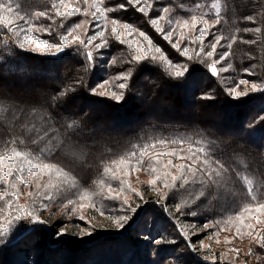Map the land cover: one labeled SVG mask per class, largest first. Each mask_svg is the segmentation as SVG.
I'll list each match as a JSON object with an SVG mask.
<instances>
[{"label": "snow or ice", "instance_id": "6c2138e0", "mask_svg": "<svg viewBox=\"0 0 264 264\" xmlns=\"http://www.w3.org/2000/svg\"><path fill=\"white\" fill-rule=\"evenodd\" d=\"M36 2L0 0V186L3 187L0 202H4L0 207V247H7L29 228L46 225L41 213L49 209L50 203L44 201L60 200L62 207L70 209L71 214L77 207L84 208L85 202L87 206L95 207L93 198L105 191V198L118 201V208L123 213L115 222L117 232L122 235L134 231L135 242L152 245L158 256L167 249L164 246L170 245L177 248L183 245L191 253H197L200 248L210 251V245L201 242L198 246L192 237L222 224L239 222L244 225L245 218L261 223L259 217L264 215V202L261 201L264 197L261 190L264 188V179H261L264 177V143L257 144L250 137L264 133V105L247 125L248 143L256 145L261 154L257 169L250 168L245 161V156L250 154L249 147L222 139L224 132L214 134L207 130L203 126L206 121L180 116L172 118L161 109L165 107V90L172 88L182 90V98L192 104L194 113L201 106L200 102L214 101L217 89L204 86L205 77L218 81L219 90L229 98L228 105L233 108L253 103L249 98L254 94H259L255 99L264 98V39L261 35L264 33V0H251L250 4L243 5L252 10L239 17L244 27L231 33L218 28L222 21L227 23L230 12L235 15L241 7L231 0H212L202 14L195 10L203 9L205 5L196 3L194 8L187 9L195 14L186 18L175 15L177 9L186 8L184 3L154 8L153 0H123L113 6H106L105 0H91V3L89 0H50L49 6V0H43L40 8L35 7ZM129 11L141 14L144 21L175 49L180 59L175 62L170 59L132 22L108 16L109 13ZM210 14L214 17L211 21ZM75 16L91 19L67 24L69 18ZM41 20L49 23H38ZM101 20L103 28L98 23ZM161 21H166L167 30ZM90 29L91 35L88 34ZM185 29L191 35L186 34ZM133 33L142 37L146 44L127 41L126 37ZM240 33H251L255 38H245ZM42 35L51 39L41 38ZM209 36L212 39L205 43ZM113 39L120 44L127 43L130 50L112 56L103 66L112 67L119 62L122 67L110 78L90 86L86 74L101 66L99 61L104 51L111 48L110 40ZM238 42L255 46L245 52L247 66L235 76L221 77L230 69L236 73L231 62L226 66L218 65L228 60L233 45ZM133 44L137 46L133 48ZM218 47L226 50L218 51ZM21 53L51 57L52 60L40 63L56 64L66 75L61 76L53 87L48 83L51 77L47 69L27 64V57L19 58ZM157 69L162 73L163 86L152 79ZM142 77L149 86L147 92L139 87ZM80 95L85 99L95 97L90 100L92 105H105L106 100L111 101L105 106L115 113L130 104L142 109L136 123L135 142L128 141L127 150H124L122 140L128 135L127 130L100 123L99 118L83 108L79 112L70 111L69 105ZM203 106L210 105L204 103ZM157 166L165 171L148 182L157 194L155 201H146L142 192L122 179L141 170L155 174ZM85 175L96 176L92 180L96 191L82 186ZM44 177H47L43 184L47 195L41 201L32 199L27 205L18 203L22 193L17 185L29 186L35 182L39 189L38 181ZM113 181L119 186H114ZM158 182L162 187H156ZM237 185L241 186L240 191ZM126 188L127 193L134 194L140 203L130 201ZM27 195L31 197L32 193ZM177 196L179 202L174 210H170L169 201ZM150 204L158 207L172 223L175 235H165L164 231L153 235L151 230H143L148 227L147 214L153 211ZM236 204H239V211L197 227L196 218L204 210L209 213L226 211ZM182 217L193 220L185 227ZM245 227L249 229L247 235L264 250V235L251 223ZM237 233L241 234L240 229ZM48 234L53 242H60L67 233L62 229ZM85 235L91 236L92 230ZM231 251L239 255V249ZM248 254L252 255V249ZM183 256L181 253L176 259L182 260ZM204 259L209 260V257L206 255ZM257 260H264V256H257ZM161 261L157 259L155 264H161ZM210 264H217L216 259L212 258Z\"/></svg>", "mask_w": 264, "mask_h": 264}, {"label": "trees", "instance_id": "16d2710c", "mask_svg": "<svg viewBox=\"0 0 264 264\" xmlns=\"http://www.w3.org/2000/svg\"><path fill=\"white\" fill-rule=\"evenodd\" d=\"M123 2V0H105L106 6H113L117 3ZM212 2V0H160V3L157 4L156 0H153L154 8H159L161 6H175V3H184L186 6H194L196 3H201L204 5H208ZM233 4L241 5V7L237 8L236 14L233 15L231 12L227 15V23L221 22V25L218 26V28L223 31L224 33H231L234 32L236 28H243L244 24L240 23L239 17L243 14H248L252 9L245 7L243 5L250 4L251 0H231ZM89 3H91V0H89ZM49 6H50V0H49ZM35 7H43V0H37ZM34 10V9H33ZM150 15H155V13H150ZM175 15L182 16V17H188L189 15L182 12L180 9H177ZM109 18H112L113 16H118L123 21H129L132 22L135 27H138L141 31H144L150 39L153 41V43L157 46H159L164 53L172 59L174 62L178 59H180L179 54L175 51V49H171L170 44L167 41H164L162 39V35L158 34L155 29L149 25L147 22L144 21L141 14H137L135 12L129 11V12H120V13H109ZM91 17L89 16H75L69 18L67 21V24L74 25L77 22H80L81 20H90ZM210 21L214 19V17L209 16ZM38 23H49L48 21L41 20ZM57 23H59V19L57 20ZM98 23L101 24V27L103 28L104 22L98 21ZM161 25L165 27V30H167L168 26L166 24V21H161ZM88 25H85V28H87ZM110 27V25H109ZM100 30V29H96ZM81 33H83L84 29L82 28ZM212 31L216 32L218 35L220 34V31L217 29H213ZM185 33L191 35L188 33V30L185 29ZM89 35L92 34L91 29L89 30ZM107 34V33H106ZM240 35H244L245 38H255L253 34L248 33H240ZM262 39H264V33L261 34ZM41 38L51 39V37L43 36ZM124 38V37H122ZM175 38V35H174ZM86 39V37H85ZM127 41H138L141 44H146L145 41H143V38L140 37L137 33H133L131 36L126 37ZM212 39V37L210 38ZM209 39V40H210ZM99 42V41H97ZM208 40L205 41L207 43ZM223 43V41H222ZM111 48L109 50L104 51L103 58L99 61V64L101 66L96 67L91 73L86 74V79L89 82L90 86H94L97 83H100L103 79L110 78L111 76L115 75L120 69L121 65L119 62L117 65L112 67H104L106 61L110 60L112 56H120L121 54H126L130 49L128 44H120L119 42L113 40H110ZM137 45L133 44L132 47L135 48ZM250 47L255 49V46H249L244 45L242 43H237L233 45L232 48V55L228 58V60L222 62V65L220 66H226L227 63L231 62L233 64V68L236 69V73H233L230 69L226 73H222L221 77H227V76H235L237 73H239L240 69L242 67L247 66V59L245 57V52H247ZM207 50V49H206ZM226 49H220L218 47V51H223ZM256 54L258 56L259 60V51L256 49ZM24 57H27V60L25 61L29 65H35L42 69H47V74L51 77V79L48 81L49 84H51L53 87L56 86L59 82V78L61 76H65L66 72H63L60 69V66L56 64H42L41 61H48L52 60L51 57L46 56H33L30 53H21L20 59H23ZM243 61V62H242ZM152 79H155L158 83L163 82L162 73L159 71V69L156 70V72L153 74ZM249 79H255V77H250ZM203 85L208 86L210 85L212 88L217 89V98L212 102H200L201 106L196 109V113L193 112V106L192 104L184 100L182 90L179 88H172V89H166L165 90V107L161 109V111L168 115L169 117L175 118V117H183L186 119H192L197 118L202 121H206L207 123L203 126L207 128V130L213 132L214 134L218 133V131L226 133L223 138H226L228 140L232 141H238L242 146H246L250 148V154H247L245 156V161L249 165L250 168L257 169L260 167V152L256 145L248 143L249 137H248V130L247 125L248 122L251 121L257 112L259 111L260 107L264 105V98L262 99H255L256 96L259 94H254L253 97H250L249 99L253 100V103L243 105L240 108H233L232 106L228 105L229 98L219 90L220 85L217 80H213L210 77H205L203 79ZM163 86V83H162ZM109 87V86H106ZM139 87L147 92L149 91V86H147L144 82L143 77L141 78V84ZM91 99H96L95 97L91 98H84L83 95L78 96L72 104L69 105L70 111L79 112L81 108L90 115H93L94 117L99 118L98 122L103 123L105 125L112 124L113 127L119 129V130H127L128 135L123 137L122 143L124 144V150H127V142L134 140V133L136 129L138 128V124H136L139 120L140 111H143L142 109H139L137 105L130 104L127 106L126 109L121 111L120 113L113 112L112 108L106 107L105 105L112 103L111 101L106 100L105 105L103 104H96L92 105L90 103ZM208 103L210 106L204 107L203 104ZM218 110V112H217ZM219 114H226L224 120H216L217 116ZM169 128L172 127V125L168 126ZM252 140L255 141L257 144L264 143V133H256L255 135H252L250 137ZM179 163L180 161H174ZM147 166V161L145 163V167ZM242 167V166H241ZM158 172L157 173H151V171H137L133 174H130L127 177H122V179H126L128 183L131 185L132 188H136L140 192L143 193L144 199L146 201H155L156 199V192L153 190V187L147 183V182H137L134 184L132 182V179L134 177H142L143 179H155V176L157 174L162 173L165 171L160 166H157ZM173 174H175V170H173ZM28 179H32L30 177H26ZM96 176H87L85 175L83 179L81 180V184L84 188H87L89 191H96L95 185L92 184V180L95 179ZM261 179H264V177H261ZM47 181V177H44L43 180L38 181L41 184V188L37 189L35 187V182L29 186H24L22 184H18V190L20 193H22L21 196H27V201L24 202L21 200V197L18 201V203L22 205H27L31 202L32 199H36L37 201H41L43 199L44 195H47V190L43 188V184ZM144 181V180H143ZM114 186H119L117 181L112 182ZM156 187H162L161 184L158 182ZM21 188V189H20ZM237 190H241V186L237 185ZM264 191V188L261 189ZM0 191H3V187L0 186ZM127 193V188L125 189ZM164 191H167V189H164ZM31 192L32 196L29 197L27 194ZM129 197H132L133 199L139 201V199L134 197V194L127 193ZM150 194H154L153 197L150 196ZM107 193L103 195L95 196L93 199L96 202V206H86L84 208L77 207L76 211L74 213L69 214L70 209H65L62 207V204L60 200H57L55 202H48L44 201L46 203H50V207L47 211H44L41 213L43 219L47 222L46 225H49L48 218L46 217V213L50 210H54V212H62V209H65L64 211V217L72 220H76L77 218H80L81 216H89L92 219H95V216L101 215L103 212L104 216H110L115 217L116 210L118 208V201H113L106 199ZM10 198V197H9ZM180 197L177 196L174 199H170L169 201V209L174 210L175 204L179 202ZM261 201L264 202V197L261 198ZM140 202V201H139ZM250 202V201H245ZM4 202H0V207H3ZM149 208L155 209L154 212H149L147 214V220H148V227L146 229H143L145 231L151 230L153 232V235H155L157 232L164 231V234L167 235L169 233L175 235V229L173 228V225L167 217L162 213V211L155 207L154 204H150ZM239 211V204L233 205V207L228 208L225 210H213V212L209 213L207 210H204V212L196 218L197 220H200L202 217L206 218V221H210L213 219H222L226 218L229 215H232L234 212ZM156 214L155 223L150 222V219ZM52 214L49 215V217ZM248 220V218H246ZM186 221H192L193 218H181L182 223L185 225ZM217 227H223L222 225H219ZM133 228L135 229L136 226L134 225ZM33 230H44L43 225H37L32 229L31 232H29L25 237H27L29 234H34L33 238L36 237V231ZM35 232V233H34ZM47 230L45 228L44 233H46ZM43 233V234H44ZM43 234H39L38 241L41 242L42 246H44L45 240L43 238ZM47 235V234H46ZM171 238V237H169ZM178 238V237H177ZM193 241L195 239L192 237ZM135 232L130 230L129 232H124L122 235H116L112 233H102L99 235V237H95L92 239H89L87 243H81L79 245L80 247H84L80 250V248L71 246L70 242H65V249L72 251L71 258L73 259V264H150L154 262L150 260L148 257L149 253V247L148 245H145L144 243H136L135 242ZM35 241V239H34ZM22 242V246L19 247L17 250L18 244ZM27 243L28 239L25 243L24 239H20L14 245L7 246L5 248L0 247V254H3L7 251L11 252V250L15 249V252H12V254H5L7 258L4 260V255L0 257V264H15L14 259L18 260L19 255L22 254V257L26 259V256L28 254L27 251ZM54 246V245H53ZM152 246V245H151ZM57 245L53 247V250L50 249L49 253L45 254L43 256L45 258L44 264H60V261L63 259V252H60L56 249ZM52 248V246H51ZM151 248V247H150ZM180 248V247H179ZM182 249H185L183 245H181ZM17 250V251H16ZM165 250V249H164ZM164 250H162L159 253V256L155 253L156 260L160 259L161 264H165L171 259V257H165ZM64 251V249H63ZM184 252V256L182 260H180L179 264H198L196 261V255L194 253H191L190 251ZM42 253V248L40 251ZM10 255V256H9ZM18 255V256H17ZM197 255H200L197 252ZM166 258V259H164ZM164 259V260H163ZM155 261V260H154ZM19 262V261H18ZM17 264V263H16ZM71 264V261L69 262ZM203 264V263H202Z\"/></svg>", "mask_w": 264, "mask_h": 264}, {"label": "rangeland", "instance_id": "374dc122", "mask_svg": "<svg viewBox=\"0 0 264 264\" xmlns=\"http://www.w3.org/2000/svg\"><path fill=\"white\" fill-rule=\"evenodd\" d=\"M204 5V4H203ZM207 5H205V8L203 9H197L195 10L198 13H203L207 10ZM188 8H194V6H186L185 9H180L182 12L188 14L189 16L192 14H195L193 12H188ZM211 36L208 37L207 40H209ZM211 40V39H210ZM172 49V48H171ZM218 112V110H217ZM226 114H219L216 118V120H224ZM144 180V181H143ZM137 182H149V179H143L142 177H134L132 179V182L136 184ZM27 187V186H26ZM28 188V187H27ZM21 189V188H20ZM154 194H150L151 197H153ZM21 200L24 202L27 201V196H20ZM135 200L132 197H130V201ZM152 201V200H151ZM140 203L139 201L135 200V204ZM135 204L133 206H135ZM66 209V208H65ZM65 209H62V212H54V210H50L45 215V218H48L49 225H43V228L47 230L46 233H44V230H33L36 231V237L33 238L34 234H29L27 237L24 238L29 232L32 231L33 228H29L26 231H23L20 233L19 236H17L14 240H12L8 246L14 245L17 241L22 238L24 239L25 243L28 239L27 243V251L28 254L26 256V259L22 257V254L19 255L18 260L14 259V263L16 264H44L45 254L49 253V250L52 249L55 245H57L56 249L60 252H63V259L60 261V264H69L71 261V264H73V259L71 258L70 253L72 251L66 250L64 245L65 242H70L71 246H75L80 248V250L84 247H80L81 243H87L89 239L99 237L102 233H112L116 235H121L117 232L115 222L118 219L120 215L123 213L117 209L116 215L117 216H104L99 215L95 216V219L90 218L89 216H83V219L77 218L76 220L68 219L64 217V211ZM155 209L152 211L154 212ZM52 214L50 217L49 215ZM156 218V214L150 219L151 224L153 223V220ZM261 223L257 224L256 220L252 219H246L244 220V225H241L239 222H234L231 224H223V227H216L211 229H206L204 231H201L197 236H193L195 239V243L199 246L201 242L204 244L210 245L211 249L210 251L205 248H200L198 253L200 255H197V253H194L196 255V261L198 264H210V260L212 258H215L217 261V264H264V260H257V256H264V250L260 249L258 245L255 243V241L247 235V232L249 229L245 227V225L251 223L255 225L256 230L260 232L261 235H264V215H261L259 217ZM192 221H186L185 224L186 227L191 223ZM206 222V218L202 217L200 220L196 221L197 227H202V224ZM65 230L66 235L63 237V240L60 242H53L51 235L48 233L51 231L55 233L56 231ZM223 229V230H221ZM237 229H240V233H237ZM92 230V235L87 236L85 235V232ZM44 233V234H43ZM43 234V238L45 240L44 246H42L41 242H37L38 235ZM47 234V235H46ZM211 237V238H209ZM35 239V241H34ZM218 241V242H217ZM20 242L18 244L17 250L19 247L22 246ZM54 245V246H53ZM52 246V248H51ZM149 247V253L148 257L150 260H152L155 264L156 257H155V251L153 249V246L148 245ZM167 249L164 250V256L171 257L169 261L165 264H179L180 260H177L176 257L180 255L181 253L186 252L185 249L177 248L176 246H164ZM42 248V253L39 252ZM236 248L239 249V255L237 253L231 251V249ZM64 249V251H63ZM249 249H252V255H249ZM15 249L11 250V252L7 251L3 254H0V257L4 255V260L7 258L5 254H12V252ZM16 250V251H17ZM45 253V254H44ZM224 254V255H222ZM9 255V256H10ZM48 255V254H47ZM209 257V260H205V256ZM18 256V255H17ZM155 260V261H154ZM19 261V262H18ZM58 264V263H57ZM153 264V263H150Z\"/></svg>", "mask_w": 264, "mask_h": 264}]
</instances>
